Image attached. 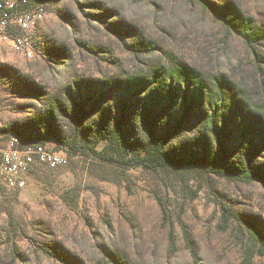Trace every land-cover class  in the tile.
<instances>
[{"label":"rangeland","instance_id":"1","mask_svg":"<svg viewBox=\"0 0 264 264\" xmlns=\"http://www.w3.org/2000/svg\"><path fill=\"white\" fill-rule=\"evenodd\" d=\"M234 1L264 26V0ZM38 6L44 17L36 28L11 34L28 38V51L0 40V152L16 138L21 149L46 145L68 161L38 166L23 191L0 186V264H241L248 248L258 252L249 228H264L261 182L119 168L104 154L107 142L85 136L95 116L79 125L67 101L78 87L123 80L171 57L260 89L264 72L242 40L184 0H32L21 10ZM51 108L56 136L23 137ZM142 135L134 125L122 139ZM223 206L231 210L227 225Z\"/></svg>","mask_w":264,"mask_h":264},{"label":"trees","instance_id":"2","mask_svg":"<svg viewBox=\"0 0 264 264\" xmlns=\"http://www.w3.org/2000/svg\"><path fill=\"white\" fill-rule=\"evenodd\" d=\"M184 1L213 13L242 40L254 66L264 72V26L234 0ZM77 89L78 94L67 97L76 106L77 123L89 118L90 112L95 116L85 136L93 138L94 145L107 142L104 154L112 156L113 165L168 172L179 179L197 174L264 185V86L251 90L227 74H209L171 57L123 80ZM92 89H96L93 95ZM57 109L67 113L68 108L57 103ZM55 111L47 110L46 122L23 137L44 142L56 136ZM134 125L142 126L143 135L135 142L123 141L124 129ZM188 130L191 136L180 141ZM222 211L227 225L231 210L223 206ZM260 227L249 228L258 252L248 248L241 264H252L255 255L264 256V228Z\"/></svg>","mask_w":264,"mask_h":264},{"label":"built area","instance_id":"3","mask_svg":"<svg viewBox=\"0 0 264 264\" xmlns=\"http://www.w3.org/2000/svg\"><path fill=\"white\" fill-rule=\"evenodd\" d=\"M31 3L32 0H0V40H10L18 51L29 50V39L11 34L15 31L21 34L31 32L44 17V9L39 6L21 10L31 7ZM67 161V154L63 151L39 144L21 149L18 140L13 138L11 144L0 152V186L6 191H23L28 185L29 175L38 166L56 170Z\"/></svg>","mask_w":264,"mask_h":264}]
</instances>
